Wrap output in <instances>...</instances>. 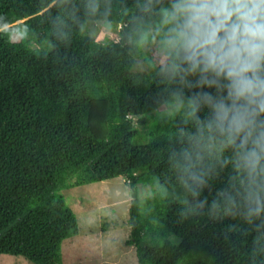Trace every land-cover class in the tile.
<instances>
[{"label": "trees", "instance_id": "16d2710c", "mask_svg": "<svg viewBox=\"0 0 264 264\" xmlns=\"http://www.w3.org/2000/svg\"><path fill=\"white\" fill-rule=\"evenodd\" d=\"M59 4L0 0V255L62 264L60 244L78 227L60 191L121 177L130 195L123 244L135 264H247L255 233L242 221L181 223L177 200H139L138 184L154 191L167 174L171 129L152 122L161 89L134 83L126 52L105 47V38L92 42L74 30L59 43L53 24L66 14ZM226 179L201 199L210 202Z\"/></svg>", "mask_w": 264, "mask_h": 264}, {"label": "clouds", "instance_id": "9594fccd", "mask_svg": "<svg viewBox=\"0 0 264 264\" xmlns=\"http://www.w3.org/2000/svg\"><path fill=\"white\" fill-rule=\"evenodd\" d=\"M54 7L66 9L53 24L59 43L74 30L92 42L103 33L105 47L126 52L134 83L161 89L152 122L171 129L167 174L151 195L177 200L181 223L247 224L255 233L247 264H264V0H60ZM224 173V187L210 202L201 199Z\"/></svg>", "mask_w": 264, "mask_h": 264}, {"label": "rangeland", "instance_id": "374dc122", "mask_svg": "<svg viewBox=\"0 0 264 264\" xmlns=\"http://www.w3.org/2000/svg\"><path fill=\"white\" fill-rule=\"evenodd\" d=\"M101 33L95 40H102ZM17 41V36L11 37ZM146 121L151 118H146ZM144 134V129H140ZM141 136V135H140ZM139 200L150 196L153 185H137ZM65 204L77 219V234L60 244L62 264H135L127 238L129 189L121 177L61 190ZM0 264H26L20 258L0 255Z\"/></svg>", "mask_w": 264, "mask_h": 264}]
</instances>
